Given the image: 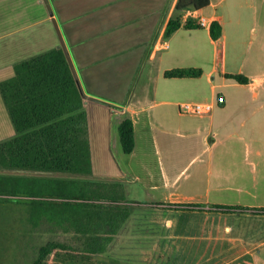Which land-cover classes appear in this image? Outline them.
<instances>
[{"label":"crops","instance_id":"crops-1","mask_svg":"<svg viewBox=\"0 0 264 264\" xmlns=\"http://www.w3.org/2000/svg\"><path fill=\"white\" fill-rule=\"evenodd\" d=\"M176 2L0 0V83L13 77L16 64L62 49L86 114L91 105L105 108L114 138L125 117L132 121L134 149L118 155L123 169L115 166L105 179L90 176L128 177L135 188L126 202L130 216L109 245L116 259L264 264V0H209L198 15L220 26L215 41L210 28L183 23L165 38L168 22L181 16ZM183 68L202 75L164 77ZM202 80L212 94L200 103L214 108L191 115L198 124L187 129L178 106L199 98ZM87 127L89 141L88 119ZM14 136L0 95V143ZM191 137L198 147L186 150Z\"/></svg>","mask_w":264,"mask_h":264},{"label":"trees","instance_id":"trees-1","mask_svg":"<svg viewBox=\"0 0 264 264\" xmlns=\"http://www.w3.org/2000/svg\"><path fill=\"white\" fill-rule=\"evenodd\" d=\"M208 4L209 0H177L174 10L199 11ZM179 28V18L170 20L164 37L169 38ZM184 28L197 27L187 23ZM209 31L212 40L220 37L216 22ZM201 75V70L194 68L164 73L167 79H196ZM224 78L248 84L242 75L226 74ZM0 95L15 131L13 138L0 143V170L39 174L1 173L0 202L28 206L30 221L44 219L75 238L71 244L46 242L37 249L31 264H46L56 251L102 255L128 220L130 210L118 187L90 179L86 99L65 52L53 49L16 64L13 77L0 83ZM117 133L122 153L130 155L134 131L129 117L121 121Z\"/></svg>","mask_w":264,"mask_h":264},{"label":"rangeland","instance_id":"rangeland-1","mask_svg":"<svg viewBox=\"0 0 264 264\" xmlns=\"http://www.w3.org/2000/svg\"><path fill=\"white\" fill-rule=\"evenodd\" d=\"M203 62V60H201ZM213 84L218 85V82L213 81ZM221 91L222 93H229V88H217L215 92ZM210 84L201 81V90L199 98L194 97L192 99H185L183 103H200L205 98L209 99L211 96ZM181 103V104H183ZM107 111L105 108L91 105L87 108V119L89 123V146H90V159L92 176L100 179H105L107 174L113 172L116 167L123 169L121 162L122 159L119 156L122 153L117 133L112 134L111 128L107 125ZM182 123L187 129H194L198 124V118L191 115H185L182 118ZM111 132V133H110ZM5 134V133H4ZM109 138V140H108ZM107 139V140H106ZM118 141H117V140ZM199 140L196 137H191L190 145L186 146V150H195L198 147ZM189 146V147H188ZM107 156H114L120 163L115 164L112 158H106ZM126 156V155H125ZM185 158L186 164L189 161V156ZM21 175V176H36L37 173L28 172H2L0 174ZM54 175L46 174L45 177ZM57 176V175H56ZM63 176V175H58ZM68 175L64 178L67 179ZM65 179V180H66ZM106 185L116 186L120 189L123 195H125L126 201L128 200L129 191L131 192L135 188L130 184L129 178L126 179H106L99 180ZM111 200V199H104ZM73 201V200H71ZM107 202V201H105ZM29 207L22 205H14L9 203L0 202V264H31L32 259L35 256L37 249L49 241H60L62 243L71 244V239H75L72 233H65L59 227L52 225L51 223L42 219L40 222L35 223L30 221ZM140 243H144L143 247H147L152 244L151 239H138ZM113 246H109L108 249L99 256H89L80 252L74 251H56L53 252L46 260V264H135L130 261H120L116 259V253L112 249ZM116 246H114L115 248ZM153 248L157 247L154 243ZM154 264L153 261H138L137 264Z\"/></svg>","mask_w":264,"mask_h":264},{"label":"built area","instance_id":"built-area-1","mask_svg":"<svg viewBox=\"0 0 264 264\" xmlns=\"http://www.w3.org/2000/svg\"><path fill=\"white\" fill-rule=\"evenodd\" d=\"M179 23H183L185 26L187 23L193 24L197 28H210L211 23L205 17L199 16L198 11L188 8L181 11V16L179 18ZM220 102V98L217 99V103ZM214 106L209 103H183L178 106V110L184 115H194V116H205L209 115Z\"/></svg>","mask_w":264,"mask_h":264}]
</instances>
